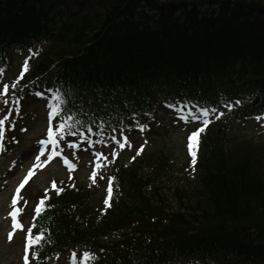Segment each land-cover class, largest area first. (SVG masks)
<instances>
[{
  "label": "trees",
  "instance_id": "trees-1",
  "mask_svg": "<svg viewBox=\"0 0 264 264\" xmlns=\"http://www.w3.org/2000/svg\"><path fill=\"white\" fill-rule=\"evenodd\" d=\"M33 43V81L13 84L7 102L54 83L65 114L76 113L73 131L137 122L162 131L153 115L163 99L247 97L201 134L192 185L175 183L174 158L157 142L148 173L115 164L120 195L104 213L76 176L37 192L39 264L77 247L94 264H264V144L233 125L264 109V0H0V64Z\"/></svg>",
  "mask_w": 264,
  "mask_h": 264
},
{
  "label": "rangeland",
  "instance_id": "rangeland-1",
  "mask_svg": "<svg viewBox=\"0 0 264 264\" xmlns=\"http://www.w3.org/2000/svg\"><path fill=\"white\" fill-rule=\"evenodd\" d=\"M22 57L16 55L14 62L17 66L20 65ZM12 71L6 72L0 69V89L3 84H9V80L14 76L17 69L14 64H12ZM17 76V73L15 74ZM14 76V77H15ZM47 88L53 90L49 92ZM5 91V89H4ZM55 88L45 87L44 89L39 88L35 95H32L28 100L26 109H28V118L26 123V132L23 133L21 137V143L19 148L15 149L12 153V157L9 160H5L7 157L6 152H2L0 161V264H25L24 257H22V239L23 233L20 232L22 227H14L9 221V210L14 206L11 201V192L17 183L21 182L22 178L26 176V172L29 173V169H32V175L29 178V182L26 185L25 191L21 197L20 202L17 206H22L23 202L30 196V191L37 185L40 188L52 189L53 183L56 184L57 179H63L74 169L76 173L80 176L81 181L85 183L93 192V196L101 209H105L104 200L107 198L109 204L111 198L115 193L116 186L113 185V179L111 180V194L108 192L109 187V177H111L110 166L115 159H120L122 161H132L139 159L142 155L147 153L150 149L154 147L160 136L156 135L159 131H152L146 133L145 129L141 130L138 128L137 133H130L124 127H119L115 130L108 132L103 139L100 138L98 142H90L86 145H81L80 153L82 155V160L76 162L77 154L73 157H69L67 154L59 151L58 145H48L47 150L44 153L38 151L39 141L46 139L47 133L45 128V110L48 104V98L52 97ZM38 93H43L40 95ZM4 93H0V97ZM182 107H176L175 109H180ZM162 112L163 124L167 127V132L164 134V141L169 149V154L174 158L175 166L170 170L175 178V183L179 186H188L195 181L196 174L191 173V171H184V163L189 165V168H193V163L189 162V153L186 149L189 140V132L186 127L178 124L177 121H171L172 116L171 110H164L163 107L160 108ZM193 110V109H192ZM187 109H184V113ZM195 112V111H194ZM225 112H223V115ZM223 115L220 117H223ZM260 116V119L256 117ZM219 119V114L216 115ZM213 114H209L206 119L211 121ZM177 119L182 123L187 121L200 122V120H192L189 118L187 121L181 118L178 114ZM244 133L249 135H254L259 141L264 142V111L261 114L253 115L249 118V121L245 123H237ZM248 132V133H247ZM163 133V132H160ZM115 136L116 140L112 137ZM127 137L125 142L124 137ZM129 142L131 146H129ZM120 143H124V147H120ZM141 146L142 150H141ZM138 150L139 154H138ZM113 151L117 154L112 155ZM102 153L100 157H96V153ZM40 155L41 159L36 160V156ZM73 156V153L70 154ZM134 157V159H133ZM66 158V159H65ZM45 161H47L45 163ZM98 164L100 166H98ZM33 165H36L33 168ZM43 165V166H41ZM148 167L144 166L143 170L148 173ZM186 170V169H185ZM95 172V176H93ZM172 186V183H168ZM87 187V188H88ZM165 191V189H164ZM104 206V207H103ZM24 225L27 228L30 225L31 218H24L22 215ZM12 233V238L9 239L8 234ZM26 238V237H24ZM33 245V244H32ZM31 254V253H30ZM28 253L27 264H32V258ZM85 259V258H84ZM59 264H87L84 262L83 257H79L75 254L73 258V253L65 255L60 259Z\"/></svg>",
  "mask_w": 264,
  "mask_h": 264
},
{
  "label": "snow or ice",
  "instance_id": "snow-or-ice-1",
  "mask_svg": "<svg viewBox=\"0 0 264 264\" xmlns=\"http://www.w3.org/2000/svg\"><path fill=\"white\" fill-rule=\"evenodd\" d=\"M25 70H27V64H25ZM50 93L53 92L52 89L48 90ZM40 95H43V93H38ZM68 103L67 101V97H65L61 92H54L53 96L51 97L49 103L47 104V108L49 109L48 111V118L51 121L52 117H56V122H55V131L53 130V123L50 122L49 126L47 128V140H40L38 143L43 145L46 143H50L52 145H57L59 143V139H62L63 136L66 134V132L71 128V124L70 122L75 119L76 113L75 112H70L68 114H65V106ZM236 103H240L239 101H237ZM191 102L190 101H184L183 102V107L178 109V114L181 115V118L184 119L185 121H187L189 118H191L192 120H200L202 122V124L204 126H206L208 123H210L211 121L207 120L206 117L210 114V112H216L217 109L216 108H207V107H199L196 106V111L194 112L192 110V108L190 107ZM168 107H172V108H176L177 105L175 104H169ZM227 107L229 109H231L233 107V105L231 103H229L227 105ZM184 109H187V112L184 113ZM136 114L133 113V116H135ZM220 115L222 116L223 113L221 112ZM257 119H260V116L256 117ZM79 123V121H78ZM137 125L141 128V130H143L145 127H147V125L145 124H140L139 122H137ZM104 124L103 122H101L100 127H103ZM204 130L203 127L201 128H197L195 131H193L189 137L188 140L190 142L189 146L191 147V142L198 136V133L202 132ZM87 131L91 132L93 131V128L91 126L88 127ZM73 136L77 135L76 131H72L71 133ZM59 138V139H58ZM80 139L81 140H85L87 139V137L85 135H83L82 133L80 134ZM113 140H116V137L113 136L112 137ZM125 142L127 141V137H124ZM69 145H72V142H69ZM129 146H131L130 142H129ZM120 147L123 148L124 147V143H120ZM141 146V150H142ZM44 149L41 148V152H43ZM138 150V154H139ZM117 153L115 151H113L112 155L115 156ZM96 157H100L102 155V153L97 152ZM41 159L40 155L36 156V160L39 161ZM66 159V158H65ZM134 159V157H133ZM47 161H45L46 163ZM43 166V165H41ZM98 166H100L98 164ZM36 165H33V168H35ZM29 176L32 175V169L30 168L29 170ZM29 176H25L24 180L21 181V185L24 184L25 181L28 180ZM93 176H95V172H93ZM109 187H108V192L109 194H111L112 188H111V180L113 179L112 177H109ZM53 187H55V183H53ZM17 191H19V189H17ZM47 191V190H46ZM46 199V198H45ZM16 202V197H13V203ZM105 205H109V200L106 198L104 200ZM44 204V200L42 199L40 201L39 204L36 205V212L39 214L43 211L42 209V205ZM16 211H19L18 209ZM10 215L13 216V224L16 227H23L22 225L17 224L16 220H15V211L13 213H10ZM28 243L29 244H36L38 242L41 241L42 236H43V230H40L39 233H37L35 235V239H33L32 237V229L28 228ZM9 239L12 238V233L10 232L8 234ZM33 256L36 255L35 252L32 253ZM94 253H90L88 251H84L83 252V258L85 259H89V258H94ZM73 258H75V253H73ZM29 257L28 255L24 256V260H25V264H27Z\"/></svg>",
  "mask_w": 264,
  "mask_h": 264
}]
</instances>
